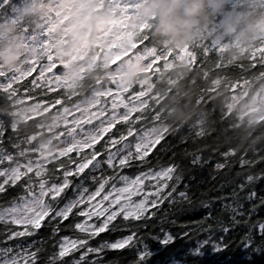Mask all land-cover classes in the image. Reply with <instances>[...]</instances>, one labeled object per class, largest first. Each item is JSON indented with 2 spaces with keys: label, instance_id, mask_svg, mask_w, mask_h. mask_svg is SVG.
Instances as JSON below:
<instances>
[{
  "label": "trees",
  "instance_id": "obj_1",
  "mask_svg": "<svg viewBox=\"0 0 264 264\" xmlns=\"http://www.w3.org/2000/svg\"><path fill=\"white\" fill-rule=\"evenodd\" d=\"M51 1L0 0V56L19 53L11 67L0 59V156H12L11 163L5 161L0 168L20 167L26 173L9 192L19 194L27 183L37 200L44 201L41 183H57L63 172L96 152H120L125 143L120 138L130 129H163L165 138L150 158L156 157L161 165L178 166L182 179L177 190L185 191L188 200L178 197L175 204L166 200L158 210L152 209L157 212L152 218L155 223L149 221V228L140 230L155 253L145 264H156L166 255V249L157 251L149 235L161 229L181 237L178 243L189 252L194 246L201 247L204 255H184L189 262L264 264V250H255L264 249V241L251 229L252 222L264 218V212L234 217L238 206L250 209L249 189L264 193V111L259 104L264 99V0H182L176 5L174 0H143L142 17L107 46L95 42L98 23L89 14L87 52L94 59L67 83L60 79L71 67L56 54L57 44L50 43L47 54L28 70L34 42L43 43L50 32L54 34L47 27L56 17V12L47 10ZM165 6L192 22L190 40L177 45L157 30ZM146 8L153 13L146 14ZM125 40L128 48L122 50ZM114 50L122 51L114 55ZM18 64L26 70L20 76ZM138 68L142 71L137 72ZM252 103H258V108L242 113V106ZM137 104L141 106L128 118L99 131L94 143L74 146L66 153L52 152L75 134L94 130ZM134 140L130 136L127 143ZM226 152L228 158L223 156ZM194 156L200 157L195 165ZM242 159L254 163L242 168ZM217 163L225 167L217 169ZM25 165L33 171L28 172ZM92 171L99 175L106 170L101 166ZM125 171L131 175L133 170ZM37 172L42 174L37 176ZM249 174L256 177L253 182L246 180ZM241 183L246 185L244 190L239 188ZM8 199V193L0 194V206H6ZM12 227L0 223V241L4 230ZM185 231L188 235L182 236ZM250 232L253 243L248 247ZM23 239L30 242L41 237ZM4 246L0 242V248ZM214 246L223 247L214 251ZM135 251L132 247L105 250L99 259L104 264H133Z\"/></svg>",
  "mask_w": 264,
  "mask_h": 264
},
{
  "label": "snow or ice",
  "instance_id": "obj_2",
  "mask_svg": "<svg viewBox=\"0 0 264 264\" xmlns=\"http://www.w3.org/2000/svg\"><path fill=\"white\" fill-rule=\"evenodd\" d=\"M130 136L135 140L129 144ZM164 138L154 129L140 132L130 129L120 138L125 141L120 152L111 149L107 154L96 152L91 158L86 157L71 170L63 172L57 183L47 186L41 183L43 191L40 195L44 201L38 212L35 211L37 194L27 183L22 185L24 191L21 193L9 192L10 188H16L26 173L20 167L0 168V194L8 193L11 197L6 200V206H0V223L15 226L4 230V239L0 242L5 246L0 248V264H104L99 257L105 250L129 247L136 250L133 264H145L146 258L155 253L149 249L140 230L149 228V221L155 223L152 218L157 212L152 209L158 210L166 200L169 204H175L178 197L182 201L188 200L185 191L177 190L182 179L178 166L175 163L161 165L156 157L150 158L153 149ZM116 139L113 138V144ZM229 155L227 152L223 154L225 158ZM199 160V156H194L192 164ZM5 161L11 163L12 156H0V165ZM225 163H217L215 167L222 169ZM253 163L243 159L239 161L242 168ZM101 166L106 171L94 175L92 170ZM126 169L133 170L132 174L129 175ZM32 171L28 167V172ZM41 174L36 173L37 176ZM79 178L88 183H81ZM255 179L252 174L246 177L248 182ZM245 187L244 183L239 185L241 190ZM247 200L250 209L240 205L234 210V217L239 215L243 219L246 213L252 216L258 211L264 212V193L249 189ZM251 229L258 231L261 241H264V218L252 222ZM224 231L228 228L225 227ZM102 233H108V236H101ZM113 233H119V236L113 238ZM37 234L40 240L29 242L23 239ZM149 235L156 242L157 251L166 249V255L156 264H203L202 261L183 259L186 253L204 255L200 246L192 247L189 252L182 242L178 243L181 237L163 229ZM187 235L186 231L182 233V236ZM97 237H100L99 241H96ZM8 241L17 243L9 245ZM247 241L246 246L250 247L252 232L247 234ZM207 243L203 242L204 245ZM221 247L214 246L213 250L220 251ZM255 250L264 249L257 247Z\"/></svg>",
  "mask_w": 264,
  "mask_h": 264
},
{
  "label": "rangeland",
  "instance_id": "obj_3",
  "mask_svg": "<svg viewBox=\"0 0 264 264\" xmlns=\"http://www.w3.org/2000/svg\"><path fill=\"white\" fill-rule=\"evenodd\" d=\"M142 2L143 0H52L47 10L56 12V17H52L48 21L47 27L51 28L54 34L50 32L48 38L43 43L34 42L33 52L29 57V61L32 63V58L36 61L43 55H46L51 48L50 45L57 44L56 54L61 55L62 61L71 67V71L64 78L60 79L62 82L67 83L72 75L75 74L76 76L78 71L92 63L94 59V54L91 55L87 52L90 44L88 38L89 30L85 29V27H89L87 23L88 15L93 14V18L98 23L99 32L95 37V42L99 44L106 42L107 46L114 39L117 40L121 35H125L127 33L126 30L135 25L137 19L142 17V12H140ZM100 9H103L102 12H98ZM127 43L128 40L123 42L121 46L122 50L128 48ZM122 50H114V55L119 54ZM34 67L35 65H30L28 70ZM21 72H25V69L21 70ZM262 104L264 111V101ZM256 107L254 103L244 104L242 106V113H247L249 110L256 109ZM252 118L255 119V117ZM105 125L107 124L102 126ZM102 129H99V131L101 132ZM94 130H90L87 133H77L71 137L73 140L69 138V141L74 142L72 147H84L90 143H94L100 135V133ZM69 145L71 143H68V141L66 143L61 142V145L54 147L52 152L66 153L71 149V147L67 149ZM42 203L43 200L41 199L36 203L35 211H40Z\"/></svg>",
  "mask_w": 264,
  "mask_h": 264
},
{
  "label": "clouds",
  "instance_id": "obj_4",
  "mask_svg": "<svg viewBox=\"0 0 264 264\" xmlns=\"http://www.w3.org/2000/svg\"><path fill=\"white\" fill-rule=\"evenodd\" d=\"M189 12L192 9L188 10ZM145 13L151 15L153 9H145ZM192 22L182 19L178 14H173L172 11L165 6L160 11V24L158 31L171 38L172 42L177 45L183 44L192 38ZM18 52H10L6 55L0 56V59L4 60V63L11 67L15 60L18 58ZM142 71V69H137V72Z\"/></svg>",
  "mask_w": 264,
  "mask_h": 264
},
{
  "label": "built area",
  "instance_id": "obj_5",
  "mask_svg": "<svg viewBox=\"0 0 264 264\" xmlns=\"http://www.w3.org/2000/svg\"><path fill=\"white\" fill-rule=\"evenodd\" d=\"M182 0H174V2H173V4L174 5H176L178 2H181ZM31 60H33V62L30 64V65H35L36 66V64H37V60L36 61H34L35 59L34 58H32ZM29 65V66H30ZM17 66H19V67H21L20 69H19V71H18V75L20 76V75H22L23 73L21 72V70H24L23 68H22V65L21 64H18ZM28 66V67H29ZM34 69V68H33ZM30 70H32V69H30ZM25 72H26V70H25ZM264 101V99L263 100H261L260 101V105H263L262 104V102ZM258 103H256V109L258 108V105H259ZM141 106V104H137V105H131L130 107H129V111H125V112H122V113H120V114H114V118L112 119V120H110V121H105V122H103L102 123V125H104V124H107V125H105V126H100V127H97L94 131L95 132H97V133H99V129H102V127H106V126H109L110 124H112V123H114V122H116V121H119V120H124V119H126V118H128L129 116H130V113H131V111H134V109L136 108V107H140ZM125 115V116H124ZM163 129H158L157 131H155L157 134H162L163 133ZM70 139H72V138H70ZM69 139V140H70ZM69 140H67L68 141V143H71V145H69L68 147H67V149L68 148H72V146L74 145V142H72V141H69ZM73 140V139H72ZM63 143H66V141L65 142H63ZM59 145H61V144H59ZM58 145V146H59ZM57 147V146H56ZM41 200H43V198H40ZM39 199V200H40ZM38 200V201H39ZM38 212V211H37Z\"/></svg>",
  "mask_w": 264,
  "mask_h": 264
}]
</instances>
